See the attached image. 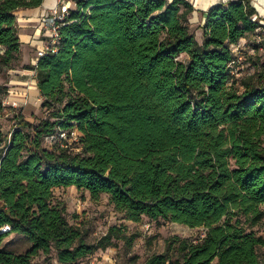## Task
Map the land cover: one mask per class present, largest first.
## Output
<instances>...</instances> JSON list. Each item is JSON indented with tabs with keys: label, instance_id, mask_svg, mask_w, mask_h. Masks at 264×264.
Segmentation results:
<instances>
[{
	"label": "trees",
	"instance_id": "obj_1",
	"mask_svg": "<svg viewBox=\"0 0 264 264\" xmlns=\"http://www.w3.org/2000/svg\"><path fill=\"white\" fill-rule=\"evenodd\" d=\"M43 1L0 0V72L20 62L14 12ZM72 1L56 51L22 66L45 115L30 121L5 105L0 84V117L12 121L0 127V228L10 227L0 264L39 254L40 264H88L123 238L110 226L87 241L53 196L67 187L107 196L130 223L204 229L195 242L167 238L145 264H264V59L252 45L255 72L233 78L229 67L259 22L251 0L208 9L201 42L186 0ZM11 233L29 249L1 246Z\"/></svg>",
	"mask_w": 264,
	"mask_h": 264
},
{
	"label": "rangeland",
	"instance_id": "obj_2",
	"mask_svg": "<svg viewBox=\"0 0 264 264\" xmlns=\"http://www.w3.org/2000/svg\"><path fill=\"white\" fill-rule=\"evenodd\" d=\"M189 21L195 38L197 37L196 39L200 41L197 21L194 17L189 18ZM250 38L248 47L243 46V41H241L242 44L239 43L234 47L236 49H234L235 64L233 65V71H240L241 75L238 77L233 75V78H240L257 70L258 66L255 65L256 56L249 49L253 45V35ZM186 58L185 54L178 57L182 61ZM15 68L21 69V63L18 62ZM11 74H13V77ZM14 75L10 70L0 72V84L7 86L10 92L5 99L9 102L6 105H12V102H16V108H21V114L30 121L44 116L45 113L40 108L42 98L39 92L35 91L30 75L22 77L23 83L17 82ZM11 125L12 121L7 119L6 116L0 117V127L3 133H6ZM53 196L55 200L65 205L68 222L79 224L87 231L86 240L89 242H96L110 226L121 227L119 235L123 238L113 239L111 248L95 253V256L99 258L111 257L114 264H145L147 258L164 250L167 238L178 236L190 242H195L202 237L204 232L203 228H189L178 223L155 224L147 218H143L138 223H130L122 213L113 209V206L108 203L107 196L101 195L98 200H92L86 191L75 187L56 188ZM256 232L264 235V226L257 229ZM1 246L9 251L21 253L29 249L30 242L26 236L12 233L3 238ZM259 252L264 257V248H260ZM174 254H176L175 250L171 252L172 256ZM43 258V255L39 254L34 258V261L40 264Z\"/></svg>",
	"mask_w": 264,
	"mask_h": 264
},
{
	"label": "crops",
	"instance_id": "obj_3",
	"mask_svg": "<svg viewBox=\"0 0 264 264\" xmlns=\"http://www.w3.org/2000/svg\"><path fill=\"white\" fill-rule=\"evenodd\" d=\"M186 1H188L194 8V11L190 14L189 18L192 19L194 17L195 21H197V25L199 26V31H200L199 33L200 41L199 40L198 41L201 42L203 38V30L201 26L205 22L206 12L212 6L220 3H225L228 0H186ZM230 1H236V0H230ZM56 2L57 0H44L43 3L38 7L21 8L14 12L18 37L20 41V63L22 66H24L25 64L28 65V64L36 63L37 60L36 48L41 46V40L36 39L41 31L39 18L43 13L47 12ZM72 2L73 1L70 0L68 3L70 9L75 8V5ZM251 4L256 9V13L253 15V19H256L258 21H264V0H251ZM10 71L15 74L14 75L15 80L20 83L24 82L22 77H25V75H30L31 81L33 83L32 85H34V89L38 93V89L36 87L35 75L33 71L24 70L22 68L21 69L14 68ZM12 75L13 74H11V76Z\"/></svg>",
	"mask_w": 264,
	"mask_h": 264
},
{
	"label": "built area",
	"instance_id": "obj_4",
	"mask_svg": "<svg viewBox=\"0 0 264 264\" xmlns=\"http://www.w3.org/2000/svg\"><path fill=\"white\" fill-rule=\"evenodd\" d=\"M70 0H57V2L45 13H43L39 18V23L41 26V31L37 36V40H41V46L36 48V58L41 57L47 53H52L56 51V41L58 39V28L65 20L66 16L69 14L70 7L68 5ZM74 5L75 3L72 2ZM253 45H257L258 51L264 59V21H259L253 32ZM236 48H233V51ZM251 53H255L253 47L249 48ZM235 64V59L229 63L231 69V75L238 77L241 75L240 71H233V65ZM10 93V92H9ZM9 102L4 100V104ZM13 107H17L16 102H12ZM10 230L8 225H4L0 228V232H7ZM97 253V252H96ZM43 264H55L53 261H46ZM88 264H114L112 258L109 256L101 257L92 255L88 259Z\"/></svg>",
	"mask_w": 264,
	"mask_h": 264
}]
</instances>
